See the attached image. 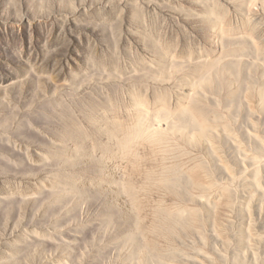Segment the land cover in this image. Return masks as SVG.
I'll use <instances>...</instances> for the list:
<instances>
[{
    "label": "rangeland",
    "instance_id": "obj_1",
    "mask_svg": "<svg viewBox=\"0 0 264 264\" xmlns=\"http://www.w3.org/2000/svg\"><path fill=\"white\" fill-rule=\"evenodd\" d=\"M0 264H264V0H0Z\"/></svg>",
    "mask_w": 264,
    "mask_h": 264
}]
</instances>
